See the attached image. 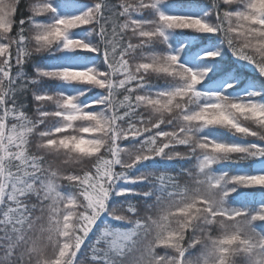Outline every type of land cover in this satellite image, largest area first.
<instances>
[{
    "label": "snow or ice",
    "instance_id": "6c2138e0",
    "mask_svg": "<svg viewBox=\"0 0 264 264\" xmlns=\"http://www.w3.org/2000/svg\"><path fill=\"white\" fill-rule=\"evenodd\" d=\"M172 33L219 36L245 64ZM44 53L53 66L29 75ZM248 64L264 77V0H0V264H264V83L237 98ZM249 160L254 174L218 170Z\"/></svg>",
    "mask_w": 264,
    "mask_h": 264
},
{
    "label": "trees",
    "instance_id": "16d2710c",
    "mask_svg": "<svg viewBox=\"0 0 264 264\" xmlns=\"http://www.w3.org/2000/svg\"><path fill=\"white\" fill-rule=\"evenodd\" d=\"M22 4H27L29 0H21ZM181 4L192 6V7H199L204 6V10H207V7L210 5V0H179ZM22 9L20 12V15L27 16L28 13ZM168 12H172L171 9H167ZM197 15H203V11H198L196 13ZM45 21H47V18H41ZM209 20H214L215 17H208ZM186 31V30H185ZM77 32H79L81 35H84L87 33V29H78ZM176 39V33H172L169 36V44L172 48L180 49L183 48L184 51H187L189 48H194L196 52L198 53L197 59H200L201 57L206 55V52L208 50H216L219 49L221 51L220 56L216 58L217 61H223L224 63H230L233 65L239 64L244 65L245 62L238 61L236 58L232 55L231 51L228 50L226 46L221 45V40L219 36H210L209 34H202V33H188L187 38L183 44H177L174 43ZM80 55L88 57L89 62L88 66L95 67L97 63L99 62L100 58L97 57L94 53H81ZM54 63V58L49 56L47 53H44L42 55H39L37 57H34L33 63L26 65V72L29 75L34 74V65L40 66V67H52ZM211 75V73H210ZM152 83L156 86H161L163 84V81H157L153 80ZM206 83V81H205ZM264 83V77L260 76L259 72L251 65H246L245 68V87L241 90V92L238 94L237 98H242L244 94L251 90H259L260 85ZM41 91H46L50 93H56V92H62L65 89L71 87L73 90V94L77 91H82L84 86H68V85H60L56 81H45L42 82L39 86ZM235 87L239 88L240 84H236ZM103 90L93 88L91 91L87 93V96L84 97L83 102L87 103L90 102V100L93 99H99L101 96H103ZM163 127V126H162ZM230 139L232 142L241 143V144H248V143H259V141H253L251 139H244L240 137H226ZM126 143V142H125ZM181 150H183L181 146ZM160 165L162 166H179V167H187L191 161H175V162H165V161H159ZM257 162L255 161H246L240 164H231V163H224L218 166L219 171H229L232 174H254L258 169L254 167V165ZM152 161L145 162V165L140 166L138 171L143 170L144 168H147L148 166L152 165ZM179 167H177V171L179 170ZM242 191L250 192V191H256L254 189H242ZM264 191V190H261ZM258 199V197H257ZM236 207H239L240 205H235ZM83 251V249H82Z\"/></svg>",
    "mask_w": 264,
    "mask_h": 264
}]
</instances>
